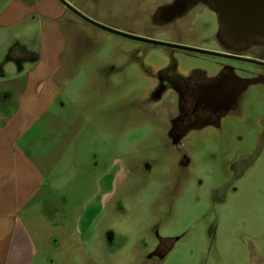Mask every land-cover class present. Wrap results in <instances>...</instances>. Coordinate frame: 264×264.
Returning a JSON list of instances; mask_svg holds the SVG:
<instances>
[{
    "label": "rangeland",
    "instance_id": "1",
    "mask_svg": "<svg viewBox=\"0 0 264 264\" xmlns=\"http://www.w3.org/2000/svg\"><path fill=\"white\" fill-rule=\"evenodd\" d=\"M152 1L67 3L97 24L142 36L154 26ZM29 2L34 9L11 44L24 54L25 72L50 71L53 101L28 152L71 264H264V84L249 88L239 115L183 123L175 100L134 95L138 82L173 66L171 49L105 32L67 9L60 15L48 0ZM197 19L195 28L210 23L204 12ZM185 25L152 37L191 44L198 38Z\"/></svg>",
    "mask_w": 264,
    "mask_h": 264
},
{
    "label": "crops",
    "instance_id": "2",
    "mask_svg": "<svg viewBox=\"0 0 264 264\" xmlns=\"http://www.w3.org/2000/svg\"><path fill=\"white\" fill-rule=\"evenodd\" d=\"M48 1L62 8L60 15L66 12L68 0ZM6 4L0 5V264H71L72 252L61 251L66 238L52 232L57 225L48 222L41 203L44 174L28 152L30 142L40 136L35 125L52 106L50 71L37 74L39 65H32L25 72L18 60L24 54L11 44L12 32L34 9L32 3Z\"/></svg>",
    "mask_w": 264,
    "mask_h": 264
},
{
    "label": "flooded vegetation",
    "instance_id": "3",
    "mask_svg": "<svg viewBox=\"0 0 264 264\" xmlns=\"http://www.w3.org/2000/svg\"><path fill=\"white\" fill-rule=\"evenodd\" d=\"M152 2L148 21L154 26L150 28L151 32L146 31L144 35L137 37L154 40V32L161 31L170 35L180 30V25L185 23V26L193 25L187 30H192L193 36L198 40L191 44L163 42L187 49L160 46L171 49L173 66L169 68L166 65L163 71L159 70L157 76L138 82L143 88L134 95L141 98L152 96L175 100L183 123H188L199 114L223 119L229 115H239L243 96L253 86H243L242 80L264 76V38H254L242 46L229 43L225 37V27L214 12L210 0ZM203 12L210 16V23L206 27L195 28L197 18ZM242 59L258 61L261 64L248 63ZM245 64L261 68L263 71L243 69ZM156 86H159L158 89H155ZM257 140L264 142V123L260 127Z\"/></svg>",
    "mask_w": 264,
    "mask_h": 264
},
{
    "label": "water",
    "instance_id": "4",
    "mask_svg": "<svg viewBox=\"0 0 264 264\" xmlns=\"http://www.w3.org/2000/svg\"><path fill=\"white\" fill-rule=\"evenodd\" d=\"M214 6V12L217 13L220 22L225 27V37L229 43L235 45H246L254 38H264V0H210ZM65 7L75 16L86 23L103 30L105 32L127 38L133 41H140L159 46L187 49L180 45L169 44L137 37L131 34L122 33L117 30L102 26L88 19L72 6L64 3ZM193 50V49H189ZM198 52H203L196 50ZM248 63L261 64L258 61L242 59ZM264 82V76L253 79H243L242 85H256Z\"/></svg>",
    "mask_w": 264,
    "mask_h": 264
}]
</instances>
